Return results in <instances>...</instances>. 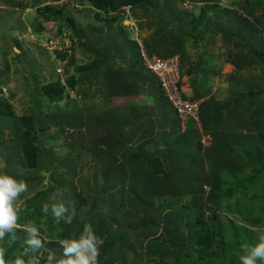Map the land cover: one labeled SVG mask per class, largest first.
<instances>
[{"label":"trees","instance_id":"trees-1","mask_svg":"<svg viewBox=\"0 0 264 264\" xmlns=\"http://www.w3.org/2000/svg\"><path fill=\"white\" fill-rule=\"evenodd\" d=\"M74 1L78 4L86 3L93 8L92 17L95 23L88 22L85 26L83 24L82 26H78L75 22L76 19H72L69 12H65V7L46 4L36 9V16L34 18L36 25L34 31L40 32L44 30L45 26L43 27V25L55 21L57 17L61 20L65 19L73 33L81 38V45L83 47H87V43L90 42L88 49L91 50L94 56L90 57L92 59L89 62L87 61L85 65H75L74 54H68L65 51H55V58H52L53 62L56 60L67 61L63 75L67 74L69 67L74 65L76 77L66 76L64 82H61L59 80L60 76L56 72V66L54 65L55 72H53L59 78L49 81L41 88V95L46 99L47 105H57L65 99L73 101L69 98V91L73 90L80 96H85L84 85H86V82L96 83L102 78L104 82H125L121 85V90L124 92L138 89V82H144L142 72L145 70L147 72L149 71L141 64L137 43L129 39V33L124 31L122 27V21L124 20L122 7L124 6H130L131 15H133L138 25L141 26L143 20H145V25L157 27L153 38L144 41V48L149 54L154 53L161 58H168L173 56V53L176 54L179 51H183V45L185 46L191 40L195 45L203 43L214 44V38L219 37V45L225 49V52L216 57H220L223 60L217 59L218 64H231L239 72L244 69L243 62H246V59L250 57V60L260 66V79L262 78L264 84V38L261 39L262 32L258 31L263 29L262 20L255 15L254 19H251L248 14H253V11L247 10L244 6L240 9L237 8L238 5L234 2L228 6H223L218 3V0H188L192 3H204L203 7H195L192 9H197V13H195L190 9H183L180 0ZM73 3V7L78 10L76 7L77 4ZM13 5H16L18 8H23L20 2H14L11 6L13 7ZM111 12H114L113 16H110ZM230 16L231 18H229ZM92 17L90 18L92 19ZM97 22L100 24H97ZM6 23H8L10 28H14L8 21ZM171 23L177 26L176 33H173L172 30L165 33L166 28L159 30L160 27H167ZM87 36H90V38L85 39ZM14 44L19 50V54L16 55L18 57L22 50L18 42L14 41ZM158 44L162 45L163 53L158 49L161 47H157ZM71 47L70 50L72 49ZM4 50L9 52L6 47ZM44 51L49 55V52ZM72 51L75 50L72 49ZM178 57L180 63L188 59L181 54ZM116 59L120 60V64L114 62ZM197 61L192 73H196L197 76L204 74L219 75L221 65L218 67L217 65H210L211 60L209 62L205 54L200 56ZM214 62L215 60L213 59ZM128 82L131 83L129 84ZM195 83L203 85L206 82ZM242 83L236 82L242 88L237 91L232 90L233 94L224 103L214 101L213 99L206 103H200L199 118L204 132H211V134H213L214 130L220 128L221 124L223 125L224 122L228 121L230 117L236 118V123L230 127V135L232 134V138L237 139V146L234 150L237 153L241 152L246 155V162L243 169L245 171L248 170L252 175L247 176L243 172V178L248 179L239 178L243 174L237 167L230 168L233 174V179L231 180H226L222 174H218L216 171L217 168L213 169L212 165H209V171L206 173V169L201 161L188 157L185 147L182 154L177 153L174 155L176 159L174 158L171 163L173 165L170 167L171 170H166L164 173L160 168V170H154V176L148 175V173L144 172L143 166L149 165L151 167L152 163L156 162V159L149 157L146 163L143 162L144 160L141 156L145 154L139 153L142 152L141 145L133 148L132 146L128 147L126 142L121 139L122 150L134 151L132 160L130 159L131 161L127 162V166L124 165L125 162L119 163V167L124 169L121 176L124 172L125 174H129L131 171H134L135 174L139 173V183L148 192V195L143 199L147 200L151 198V194L157 199L154 200L153 204L148 203L147 205L144 203L135 205L134 203H129L128 216H131V219L127 224L122 223L123 226L116 224L114 221H110L111 226L107 227L105 223L108 222L104 221L106 219L105 217H100L96 226H93V219H96L93 217L88 218L83 223H78L75 220V224L71 223L68 225L62 220L57 224L63 230V232H60L59 238L67 236L70 239H78L84 224L90 223L99 238L103 239V236L111 238V240H103V244L100 245L98 264H105L120 258V246H115L117 243L125 247L132 246L131 248L134 249L136 247V241L138 242L139 240L142 242L148 238L151 239L149 246L153 247L152 249H148V254H158L160 256V261L157 262L158 264H195L199 260L204 264H215L216 262L217 264H222L221 260L225 261L231 258L234 259L229 264H240V246L243 244L240 240V232L245 230L248 233L247 228L244 227L246 226L245 224L254 225L252 228L264 225V215H260L262 217L257 215V212L261 211L260 206H255L256 208L252 207L247 210L241 208L238 203L239 196H243L246 189L255 190L260 188L257 193H253L247 198L246 202L249 204L250 202L264 204V165L262 164L264 162V88L254 90L256 86H252L251 82ZM243 86L245 87L243 88ZM35 89L36 97L40 92L37 88ZM183 97L185 98V96ZM39 102L37 100L36 104H40ZM73 104L76 106V103ZM83 115L85 116V113ZM223 115L224 120L222 119ZM6 118L14 120V128L16 123H19L20 128L16 131L19 142L15 141V143H11L12 140H7L4 142L1 141L0 143L4 147H7L5 148L6 152L8 150L11 151L12 154H9V156L12 155V160L16 157L21 166L25 169H30L32 173H38L41 169L49 171L53 165V161L56 160L54 155L59 150L55 151L53 148H46L44 146L45 141L47 143L49 139L56 138V134L54 136L49 132L51 128L58 129L59 132H56L57 135L66 133L67 131L65 129L67 128L74 129L71 132L75 131L74 134H70V139L65 144V147L68 149L67 153L69 154L67 155V161L65 160V168L68 167L74 155L76 156L77 163L82 160L86 147L84 146V134L81 131L83 129L82 127L86 125V122H84L85 120L80 113H66V111H61L60 109L56 110L54 106L51 112L43 113L41 111H33L30 115L20 116L16 121L17 118L15 117L12 105L6 98L0 96V121L2 122ZM195 130L197 129L187 126L184 132ZM242 131L246 133L243 134ZM39 134L41 135L40 138H38ZM101 142L105 143L106 141L103 139ZM10 143L11 145H8ZM12 146H15V148H12ZM197 147L198 150L205 146L198 141ZM41 148H44L49 154V160L46 162L39 161V151ZM148 150V148H145L144 152ZM209 150L206 153L208 157L213 155L211 150ZM0 153H2L1 148ZM113 156L115 163L117 157L114 154ZM145 156L148 157V155ZM101 165L104 166V163L101 162ZM8 166L13 168L14 165ZM55 170L56 168L53 169V172ZM91 170L93 169L91 168ZM65 173L67 175L70 174L66 169ZM88 173L92 174L91 171ZM0 174L8 175V170L5 168L1 169L0 167ZM15 174L17 175L16 172ZM161 175L162 177H160ZM172 175L181 177V182L184 183L183 185L186 188L182 187L177 191L176 189L173 190L172 178L170 180L167 179V177ZM12 177L17 179L13 175ZM26 181L29 180L26 179ZM198 184L199 186H196ZM126 185L128 184L121 185V189H119V193L123 195L120 206H125V203L127 204V201L123 198L127 200L132 199L136 191L135 189H131V194L126 196ZM193 185L194 187H192ZM163 186L166 188L163 189ZM242 186L245 187L241 189ZM102 189V191L111 192V189ZM148 190L151 191V194ZM163 194L166 195L160 197ZM29 203L30 199H24L19 204L22 211L18 214V227H23L31 223L37 224L40 218H44L43 214L40 213L41 211L39 209L34 210L35 208L33 207L30 208ZM26 209H29L32 213L26 216L23 215L22 212L27 211ZM237 213L242 218V221L246 219L243 224L244 226L231 224L232 231L230 230L228 233L225 218L228 215L232 216ZM49 216L53 219L50 221V226H53L55 224L54 217L51 213H49ZM247 220H252L253 223H249ZM158 230L159 234H156ZM23 231L21 228L16 229L17 239L15 242L10 244L5 241L3 242V246L6 248V260L12 259L17 255L22 256L24 247H26L24 244L26 237L23 235ZM111 231L115 232V234L111 233ZM125 231L132 232L130 239L132 244L126 245L117 234ZM230 232L232 236H230ZM250 244H255V240L250 238L248 245ZM138 245H141V243H138ZM144 249H141L140 252H143ZM234 251L235 254H232ZM55 253L57 257L62 256V250ZM47 254L45 252L39 264H46ZM22 257L26 260L29 258V256ZM125 259L127 260L128 257H123V260L119 261V263L126 264ZM212 259H214L213 262H211ZM135 263L141 264L136 261ZM149 263L152 264L153 262L149 261Z\"/></svg>","mask_w":264,"mask_h":264},{"label":"rangeland","instance_id":"rangeland-1","mask_svg":"<svg viewBox=\"0 0 264 264\" xmlns=\"http://www.w3.org/2000/svg\"><path fill=\"white\" fill-rule=\"evenodd\" d=\"M202 1V0H200ZM219 4L223 6H228L230 3L234 2L237 3V8H240L244 6L249 11H253V14L249 13L251 19H254V15L257 17H260L262 20V26L263 29L258 30L262 32L261 39L264 38V0H248L246 3V0H218ZM14 2H20L23 5V8H18L16 5L11 6ZM74 2V3H73ZM73 4H78L74 0H0V96H3L6 98L9 103L12 105L15 117L18 118L22 115H30L33 111H41V112H51L52 108L54 109V106L57 109H60L61 111H66V113L69 112H75L80 113L82 118H84V122H87L86 124L89 125L90 130H97L96 128L99 126L96 124V119L94 117H97V114L94 113V110H91L92 116L88 117L86 119V108L84 107L83 111L81 109L80 99L69 101V100H63L57 105L49 104L47 105L46 99H44L41 91V88L47 84L49 81H53L55 79H58L59 77L54 74L55 72V66H57L56 62H53V57H55V52L52 53V56L47 54L44 49L39 45V42H43L45 39L44 34L45 32L51 33V35L58 36V43L64 44L68 43L71 48L75 51H72L71 53L75 55V65H85L86 62L90 61L94 57L91 50H89L88 46H90V42L87 43V47H83L81 45V38L77 37L73 33V31L70 29V25L67 23L65 19H60L57 17L55 21L50 22L49 24L43 25L45 26V29L38 32L34 31L35 28V16H36V9L38 7L44 6L46 4H49L50 6H57V7H65V12H69L70 16H72V19H76L75 22L78 24V26H82V24L85 26L88 24V22H94L92 14L93 11L91 6H89L86 3L78 4L84 7L82 10H77L73 7ZM192 12L197 13V9L192 10ZM92 17V19L90 18ZM231 18V16L229 17ZM10 25L14 26V28H10L8 23ZM95 23V22H94ZM127 25L124 29V31L130 32L129 35H131L134 39L141 42L140 37H138L141 34V30L137 24V26L132 22L125 21ZM97 24H100L97 22ZM128 27V28H127ZM171 29H176L177 26L175 24L171 23ZM60 29V30H59ZM60 31V32H59ZM89 39L90 36L85 37V39ZM95 39V38H94ZM61 40V41H60ZM14 41L18 42L20 45V48L22 50L20 56L16 57L13 53L6 52L4 48L6 45H12L15 46ZM192 41V40H191ZM191 41L187 42L184 47H187V49L190 50L191 55V61L198 60L200 56H203L205 54L206 59L211 60V64H213V59L215 60L214 63L218 64L217 59L223 61L220 57L216 58L217 56H220L225 52V49L223 47H219L217 52H211L208 53V50H205L204 54H198L200 52L199 46L191 45ZM214 46L217 47L219 44V37L214 38ZM95 45V44H94ZM198 45V44H196ZM197 47V48H196ZM161 53L162 52V46L158 48ZM199 49V50H198ZM208 49V48H207ZM61 50V48L59 49ZM92 55H91V54ZM218 53V54H216ZM19 52L16 54L18 55ZM89 56V57H88ZM214 56V58H212ZM50 57V60H49ZM90 58V59H89ZM234 61L235 58L232 57ZM251 58L248 57L246 59V62H243L244 69L242 70V73L240 76L236 78H231L230 82H209L208 88H216V93L220 92L221 97L228 94L226 97V100H228L231 95L233 94L232 90H240L242 86H238L236 82H251L252 86H256L254 90L264 88V84L262 82V78L260 79V66L255 64L254 61L250 60ZM67 62V61H66ZM195 64V63H192ZM55 65V66H54ZM74 66V65H73ZM69 67L68 73L64 76H60L59 80L61 82H64L66 76H74L76 77L75 73V67ZM58 68V66H57ZM180 69V68H179ZM54 71V72H53ZM181 77V73H180ZM101 79V78H100ZM218 80L220 78H217ZM221 80V79H220ZM107 82L103 81V78L96 83L95 88L93 89L91 95L92 96H101L102 90H98V86L105 85ZM125 82H120V84H124ZM129 84L131 82H128ZM213 83V84H212ZM242 83V84H243ZM245 86H243L244 88ZM35 88H37L40 92L39 95L35 97ZM227 90L228 93H227ZM160 91L163 93V90L160 89ZM159 93V91H158ZM158 93L156 94V99L160 100L158 98ZM160 94V93H159ZM164 95V93H163ZM165 97V95H164ZM70 98V97H69ZM77 97H75L76 99ZM40 101V104H36V101ZM70 100H72L70 98ZM137 100H140L137 99ZM76 103V106L73 103ZM134 102V101H133ZM94 103V102H92ZM156 103V100L154 98L148 99L146 103L142 104L141 108L137 109V113H144L146 115L147 112L153 113L154 111V104ZM93 105V104H92ZM163 105V103H162ZM156 110V108H155ZM166 110H168V106H166ZM85 111V112H84ZM123 111V110H122ZM157 111V110H156ZM90 112V111H89ZM85 113V116L83 115ZM118 113V112H117ZM123 112H120L118 114H122ZM215 113V111H214ZM110 114L107 118L110 117ZM155 114V113H153ZM138 116H140L138 114ZM150 117V116H149ZM14 120H9V118H6L0 121V142L1 141H9L12 140L11 143H15V141H18L17 137V129L20 128L19 123H16V126L14 128ZM108 119L105 118V122H107ZM123 122V120H121ZM236 118L230 117V119L226 122L221 124V127L226 130L230 134V127L232 124L236 123ZM196 123V122H195ZM193 123H187L191 124V128H196L198 130H201L203 133V136L206 135L204 133V130L201 126V122L199 121L198 124ZM96 124V126H95ZM85 127V126H83ZM82 127V128H83ZM68 129V128H67ZM65 129L67 132L62 133V135H57L56 128H51L49 131L53 135L56 134V138L49 139L47 143L44 142V146L46 148H53L55 151L59 150V152L54 155L56 157V160L53 161V165L50 168L49 171L40 170L38 173H32L30 169H25L21 166L19 160L15 157L14 160H12V155L9 156V154H12L10 150L6 152L7 147H4L0 143V148L2 150V153H0V167L1 169L8 170V175H13L17 178V180H23L28 185V191L23 194L14 204V207L19 209L18 214L22 211L19 207V204L24 199H30V208H35L34 210L39 209L43 214V219H39V223H31L34 224L40 231V237L45 241V248L52 249L55 252L61 251V248L59 244L56 242L58 239H70L67 236L63 238H59L60 232H63L61 230L60 226L57 225L55 219V224L53 226H50V221L53 220L49 213L45 214L42 211V205L44 203H63L66 206H74L76 215L73 217L72 222L76 220L78 223L85 222L88 218H96L93 219V226H96L98 224V219L100 217H105L106 219L104 221H107L108 223H105L107 227H110L111 222L114 221L116 224L123 226L122 223H128L131 219V216H128V204L134 203H144L147 205L148 203L153 204L154 200L157 199L151 194V191L149 193L152 195L149 199H143L148 195V192L144 186H142L139 178V173L135 174L134 171L130 172L129 174H124L121 176V173L123 172V168L119 167V165H116L114 163V156L113 152L103 150L101 147L103 139L105 138L104 135L100 136L101 133H103V129L98 131L97 134H91L90 130H88V141L85 142L84 146L86 147V151L83 153L82 160L77 163L76 162V156L74 155V158L71 159L70 163L68 164V167H66L65 160L67 159V155H69L68 149L65 147L66 142L70 139V134H74V132H71V129L68 130ZM85 130L82 129V133H85ZM114 131H117L116 128H114ZM59 132V131H58ZM2 133V134H1ZM86 135V134H85ZM40 134L39 137L40 138ZM55 136V135H54ZM131 138V134L123 135L122 140L129 141ZM17 139V140H16ZM201 140V137H200ZM8 144V145H11ZM101 143V144H100ZM106 143V142H105ZM47 144V145H45ZM211 142L206 141L205 146H209ZM12 148H15V146H12ZM40 159L39 161L46 162L48 161L49 154L47 151H45L44 148H41L39 151ZM53 158V157H52ZM67 161V160H66ZM264 161V160H263ZM13 162V163H12ZM101 162L104 163V166L101 165ZM15 163V164H14ZM264 165V162L262 163ZM8 165H14L13 168ZM55 166V167H54ZM56 168L55 172H53V169ZM91 168L93 170H91ZM15 169V170H14ZM65 169L69 171L70 174L65 173ZM170 169V168H169ZM168 169V170H169ZM144 172L147 173L146 169L143 168ZM171 170V169H170ZM92 172V174H89L88 172ZM17 173V175L15 174ZM75 174V175H73ZM177 175V173H176ZM169 176L167 177L168 180H170L173 183V190L181 189L184 187V183L181 182V177L179 176ZM247 176H251V172L248 170L246 171ZM145 176V175H144ZM243 175H240L239 178L241 179H248L243 178ZM174 177V178H173ZM29 180V181H26ZM146 179V178H145ZM166 179V180H167ZM231 180L233 177L226 178V180ZM128 184L125 186V192L126 196L130 195L132 190L135 189L133 198L132 199H125L127 201V204L125 203V206H120L121 200H122V194L119 193V189H121V185ZM245 184V183H244ZM130 185V186H129ZM196 186H199L196 185ZM246 186V185H245ZM245 186H242L241 189H243ZM194 187V185L192 186ZM102 188L111 189V192L108 191H102ZM163 189L166 188L165 186L162 187ZM186 188V187H184ZM260 190V188L255 190L246 189L245 194L243 196H239V205L241 208L249 210L252 207H258L260 206L261 211L257 212V215L259 217H262L260 215H264V204H260L258 202H246L247 198H249L253 193H257ZM55 193L57 196V199L55 201L49 200V195ZM173 193V192H172ZM171 193V195H172ZM168 194V193H166ZM166 194L160 195L165 196ZM169 195V194H168ZM170 195V196H171ZM160 201H162L159 198ZM145 201V202H144ZM255 207V208H256ZM27 210V209H26ZM224 210V209H223ZM23 215L31 214L32 212L28 209L27 211L22 212ZM264 218V217H263ZM232 219V220H230ZM242 218L238 216V213L235 215H228L227 218H225L226 222V229L229 233V231H232L231 224H235L237 226H244V221L241 220ZM249 223H253L252 220H247ZM70 223V224H71ZM68 225V223H65ZM75 224V223H74ZM248 230V233L243 230L241 231V237L240 240L243 242V245H248L250 242V238L255 240V243L258 241V238L261 235H264V225L261 227H254V225H248L245 224ZM24 230V227H17ZM96 228V227H95ZM97 229V228H96ZM95 229V230H96ZM111 229V228H110ZM23 235L26 237L27 233L24 230ZM111 233H114L111 231ZM123 243L126 245L132 244V241H130L132 232L125 231L120 233H117ZM156 234H159V230L156 232ZM158 236V235H157ZM230 236H232V233L230 232ZM111 240L110 237H104L102 240ZM10 238H6L5 242L9 243ZM135 241V239H133ZM151 242V239L148 238L142 242L138 240L136 241V247L132 249V246H122L121 244L117 243L115 246H120V258L115 259L105 263V264H121L119 261L123 260V257H128L126 260V264H150L149 261H152V264H158L157 262L160 261V256L157 255H149L148 249H152L153 247H150L149 244ZM138 243H141V245H138ZM240 246V248L242 247ZM144 249L143 252H140L141 249ZM128 250V251H127ZM126 251V252H125ZM42 255H38L39 262L41 258L44 256L46 251L41 250ZM129 252V254H127ZM47 253V252H46ZM148 255H146V254ZM235 254V251L232 253ZM23 256V253H22ZM59 258V256L57 257ZM29 259V258H28ZM27 259V260H28ZM139 259V260H138ZM234 258H231L229 260H221L222 264H229L231 263V260ZM26 260V259H25ZM26 260V261H27ZM214 259L211 260L213 262ZM195 264H204L199 262H195ZM217 264V262L215 263Z\"/></svg>","mask_w":264,"mask_h":264},{"label":"crops","instance_id":"crops-1","mask_svg":"<svg viewBox=\"0 0 264 264\" xmlns=\"http://www.w3.org/2000/svg\"><path fill=\"white\" fill-rule=\"evenodd\" d=\"M204 22L206 21L204 20ZM145 24V20H143L142 25H139L141 34L138 37H140L143 46L144 41L153 38L155 31H157V27L152 25L147 26ZM163 28H166L165 33L169 32V30H172L173 33H176V29H171V24L167 27H160L159 30ZM129 39L136 42V39H134L131 35ZM190 43L191 45L193 44L192 42ZM206 44L207 43L193 45L199 46L200 52H198V54H204L205 50H208L209 54L211 52H217L220 47L219 44L217 47L212 43L207 44V46ZM160 46L162 45L158 44L157 47ZM180 54L188 58L187 60L180 63V89L183 95L189 99L198 101L201 104L206 103L211 99L217 102H226V97L228 94H226L227 96L224 95L221 97L220 92L216 93V88H213L212 86L211 88L207 87L209 82H230V80H232L231 78L240 76L242 71H236L234 66L231 64L213 63V65H217V67L221 65V71L219 75L204 74L197 76L196 73H192L194 71V66L196 65L194 64L192 66V63H196L198 61H191L190 50L187 49V47H184L183 51H179L176 54L173 53V56H178ZM150 55L157 56L154 53ZM114 62L116 64H120L119 59H116ZM142 75L144 76V82H138V89L131 90L130 92L122 91V84H120V82H107L105 85L98 86L99 91H101L103 88L101 93L102 95L100 97L91 95L97 82H86V85H84L85 96H80L75 90L69 91V97L72 100L80 99L82 111L84 107L86 108V118L90 117V115H93V111L91 112V110H94V113L97 114V117L94 118L96 119V124L98 125L99 122V126L101 128L98 129L97 127V130H90L88 128L89 125L86 124L85 127H83V129H87L85 130V133H83L85 142L88 141V130H90V133L93 135L97 134L98 131L103 129L104 131L100 134V136H105L104 141H106L107 144L102 142L103 145H101L100 148L113 152L115 157H117L115 162L116 165H119L120 162H125L124 165L127 166V162L132 160V154L134 151L122 150L121 139L123 135L131 134L129 141L123 140L126 142V145L128 147L132 146V148L141 145L142 152L139 153L148 155V157L145 155L141 156V158L144 160L143 162L145 163L149 157H151V159H156V162L152 163L151 167H149V165L143 166V168L146 169L148 175L152 176H154V172L157 169L160 170L161 168L165 173L166 170L173 166L171 163L175 158L174 155L177 153L182 154L184 147L187 151L188 157L198 159L202 162V165L206 169V173L209 171V165H212L213 169L217 168V173L222 174V176L225 178L233 177L230 169L231 167H237L242 171V174L243 172L246 173L245 169H243V166L246 162V155L242 154L241 152L237 153L234 150L237 146V139L232 138V134L230 135L223 127L214 130L213 134H211V132H204L211 137V144L197 150V144L201 136L200 131L195 130L184 132V129H182L180 126L179 120H177L178 117L175 111L166 102L163 93L160 91L157 78L146 70L142 72ZM145 78L147 79L145 80ZM217 78H220L221 80H218ZM195 82L206 83L202 85ZM78 90L80 89L78 88ZM228 91L229 90H227V93ZM155 93H158V98L160 100L156 99ZM75 97L77 98L75 99ZM139 98L140 100H137ZM150 98H154L156 100V103L153 105V113L155 114L151 112H147L146 115H144V113H137V109L141 108L142 104L146 103V101H148ZM166 106H168V110H166ZM117 112L123 113L118 114ZM109 113H111L110 117L107 118ZM138 114L140 116H138ZM105 118L108 119L107 122H105ZM222 119H225L224 115ZM121 120H123V122ZM188 127H192V125L188 124ZM114 128H116L117 131H114ZM242 133L244 134L246 132L242 131ZM145 148H148L149 150L144 152ZM209 149L213 155L208 157L206 153ZM177 161L180 162L179 159H177ZM160 177H162V175ZM205 189L207 190L206 187Z\"/></svg>","mask_w":264,"mask_h":264},{"label":"clouds","instance_id":"clouds-1","mask_svg":"<svg viewBox=\"0 0 264 264\" xmlns=\"http://www.w3.org/2000/svg\"><path fill=\"white\" fill-rule=\"evenodd\" d=\"M78 6L81 7L80 10L84 9L83 6L81 5ZM145 52L149 56H153L150 55L146 50ZM14 55L16 56V54ZM139 55H140V50H139ZM175 57H177L178 59V67L180 68V62L178 56L161 58V59H169ZM140 60H141V56H140ZM179 73H180V69H179ZM157 82L159 88L161 89L158 79ZM180 126H181V121H180ZM186 127L187 124L185 128L181 126V128L184 130L186 129ZM199 131H200L201 139L204 138L205 136H203L201 130ZM206 137L210 138L209 140L210 142L211 137L208 134L206 135ZM199 143L202 144L201 140H199ZM27 191H28V185L25 181L23 180L18 181L12 176L6 174H0V264H39L38 255H42L41 250L46 251L48 253L46 257V264H98V257L100 255L99 247L100 245L103 244V240L95 234L93 226L90 223L84 224L83 230L78 239H58L56 241L62 250V256H60L59 258H57L54 250L45 248V241L40 237L39 229L34 224H26L23 226L24 230L27 233V236L24 240V244L26 245V247H24L23 256H29V259L26 261L20 255H17L12 259H8V260L5 259L6 248L3 246V242L8 237H10L9 243L15 242V240L17 239L16 229L18 227L17 220L19 218L18 217L19 209L14 207V204L21 197V195L26 193ZM56 199L57 196L55 193L49 195L50 201H55ZM42 211L45 214H48L50 212L57 224H59L62 220L63 222L70 224L72 222L73 217L76 215L74 206H66L63 203H52V204L44 203L42 205ZM239 262L240 264H264V235H261L255 244L243 245L241 247L239 253Z\"/></svg>","mask_w":264,"mask_h":264},{"label":"built area","instance_id":"built-area-1","mask_svg":"<svg viewBox=\"0 0 264 264\" xmlns=\"http://www.w3.org/2000/svg\"><path fill=\"white\" fill-rule=\"evenodd\" d=\"M180 2L183 9L186 10L189 9L192 10L195 7L204 6V3L202 2L192 3L188 0L186 1L180 0ZM76 7L78 9L81 8L78 5H76ZM122 10L124 16V20L122 21L123 27L125 28L127 25L128 26L131 25L130 23L127 25L125 23V21L130 22L131 20L137 26L135 18L133 17V15H131L130 6H124L122 7ZM113 15L114 12H111L110 16ZM44 37L45 39L43 40V42H39V44L47 52H49L51 56L52 53L55 51H65L68 54L71 53L70 44L68 43L59 44L58 36H56V34L53 36L51 35V33L48 34L45 33ZM136 42L138 43V47L140 50L142 65L157 77L160 87L163 90V93L167 101L174 108L178 118L181 121V126L185 128L188 122H192L193 124L196 122L198 124L200 102L191 101L183 97L182 91L179 88L180 73H179L177 57L169 58V59H161L156 56H149L145 52L142 42L138 40H136ZM60 48L61 50H59ZM56 64L58 66V68H56V72L59 74V76L61 75L64 76L63 74H64V68L66 66V61L56 60ZM208 140H210L209 137L206 138L204 137L201 139V143L205 145V142Z\"/></svg>","mask_w":264,"mask_h":264},{"label":"water","instance_id":"water-1","mask_svg":"<svg viewBox=\"0 0 264 264\" xmlns=\"http://www.w3.org/2000/svg\"><path fill=\"white\" fill-rule=\"evenodd\" d=\"M6 48L13 54H17L19 52V50L15 46H12L11 44L6 45Z\"/></svg>","mask_w":264,"mask_h":264}]
</instances>
